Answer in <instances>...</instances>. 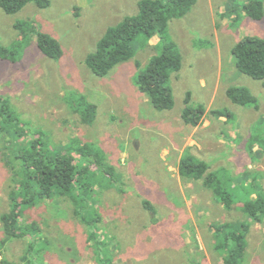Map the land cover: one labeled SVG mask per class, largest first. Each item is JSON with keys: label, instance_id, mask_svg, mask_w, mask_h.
Instances as JSON below:
<instances>
[{"label": "rangeland", "instance_id": "374dc122", "mask_svg": "<svg viewBox=\"0 0 264 264\" xmlns=\"http://www.w3.org/2000/svg\"><path fill=\"white\" fill-rule=\"evenodd\" d=\"M140 1L50 0L48 8L32 3L16 15L0 7V45L15 43L20 39L15 25L32 20L63 49L61 60H51L34 39L18 62L0 60V96L10 100L28 129L45 133L49 149L79 140L100 152L105 166L104 172L95 166L85 174L92 192L82 195L87 203L76 200L81 214L70 198L25 211L23 224L38 223L41 237L51 241L48 248L39 244L31 251L32 236L2 248L0 222V264L2 259L8 264H99L95 242H89L94 229L106 241L102 256L110 264H225L212 227L235 222L250 225L244 264H264V218L257 222L244 211L248 198L264 196V80L239 72L232 53L246 36L264 39V18L227 13L231 3L235 7L250 0H197L186 17L172 20L169 38L183 62L171 78L175 107L159 111L137 85L160 53L159 37L140 35L135 58L107 77L95 76L87 65L109 28L139 14ZM235 86L250 89L259 108L233 103L227 90ZM188 94L193 107L207 111L199 127L183 120ZM83 97L98 107L91 125L82 122L77 110V98ZM7 144L0 141V217L11 210ZM187 150L207 162L234 193L231 210L202 181L180 175ZM144 201L155 207V214ZM84 217L100 220L89 226Z\"/></svg>", "mask_w": 264, "mask_h": 264}, {"label": "trees", "instance_id": "16d2710c", "mask_svg": "<svg viewBox=\"0 0 264 264\" xmlns=\"http://www.w3.org/2000/svg\"><path fill=\"white\" fill-rule=\"evenodd\" d=\"M32 3L40 9L51 5L50 0H0V7L5 14L16 15ZM196 3L197 0H141L138 15L126 17L118 26L108 29L99 41L96 51L88 57V67L95 76L107 77L115 67L135 58L137 52L135 41L140 35H144L148 40L159 37L160 53L153 56L146 69L142 71L137 85L157 110H172L175 107V99L171 78L174 73L181 71L183 57L178 46L169 38V23L174 19L186 17ZM230 6L227 13L237 14L239 19L243 14L255 21L264 18V0H250L244 5L235 7H232L231 3ZM15 28L19 32L20 39L11 45H0V60L18 62L22 59L23 51L34 39L44 56L54 61L62 59L61 44L51 35L43 32L32 20L20 21ZM232 53L239 72L257 81L264 80L263 38L246 36L235 45ZM227 95L237 105H252L259 108L257 97L248 88L230 87ZM76 103L79 105L77 110L82 122L93 124L98 113L97 105L90 103L84 97L77 98ZM185 104L183 120L187 125L199 127L206 116V109L203 106L193 107L191 94L187 95ZM222 114L221 112L220 116ZM231 117L230 114L227 115V118ZM17 139L19 140L16 141ZM2 140L8 143L5 147L9 151L7 162L13 171V183L9 195L11 210L0 217L4 235L1 240L2 248L12 240H27L30 236L34 239L31 242V251H35L39 244L48 248L51 241L41 237L42 230L38 223L23 224L25 211L47 201L70 198L76 206V214H81L76 200L80 198L81 202L87 203V198L82 195L90 190L92 192V187L86 183L85 174L95 166L99 171L104 172V156L90 145H82L79 140H74L60 150L49 149L45 133L28 129V124L12 106L10 100L0 96V141ZM179 172L184 178L202 181L204 187L214 192L219 203L227 209L233 208L236 196L222 182L220 174L210 172L209 164L190 150L182 156ZM144 206L155 214V207L150 202L144 201ZM244 211L253 220L262 222L264 196L248 198L244 204ZM99 220V218H83L89 226L93 222L97 224ZM212 229L220 239L217 241L216 249L224 256L225 264H244L248 251L250 225L247 222L219 223ZM99 232V229H94V232L89 234V242H95L97 262L110 264L111 261L102 256L108 247L105 239L103 241L99 239ZM39 250L44 252L42 249ZM0 257H4L2 249H0ZM1 264L8 262L2 259Z\"/></svg>", "mask_w": 264, "mask_h": 264}]
</instances>
